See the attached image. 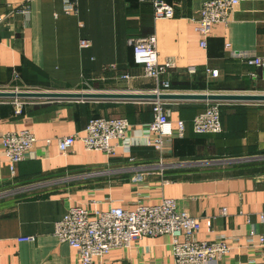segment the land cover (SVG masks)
Here are the masks:
<instances>
[{"label": "crops", "instance_id": "crops-1", "mask_svg": "<svg viewBox=\"0 0 264 264\" xmlns=\"http://www.w3.org/2000/svg\"><path fill=\"white\" fill-rule=\"evenodd\" d=\"M152 1L79 0L78 13L66 14L64 0H0V16H8V25L0 27V88L17 72L24 84L51 92L152 95L159 86L160 94L264 96V68H250L234 56L264 58V0L241 1L227 25L214 26L206 48L196 32L205 0H162L175 8L171 19L156 18ZM151 35L160 63L173 65L159 83L145 77L127 43ZM81 39L91 47L81 48ZM164 101L170 120L186 124L166 154L139 143L156 137L148 129L154 100L54 101L28 105L21 116L12 105H0V143L9 132L29 130L37 138V158L13 170L0 147V264H80L76 250L54 234L71 207L105 211L112 203L135 210L163 197L182 201L199 218L200 241L240 238L241 246L218 264H264L245 238L252 230L264 236L258 217L264 208V102H226L222 132L196 134L192 122L206 102ZM92 118L128 120L133 146L112 141L115 155L108 156L77 139L62 155L56 138L84 136ZM160 161L171 166L163 176L155 171L143 183L132 180L136 170L154 171ZM162 177L169 182L162 184ZM24 237L34 239L19 241ZM171 242L168 235L144 237L94 264H173Z\"/></svg>", "mask_w": 264, "mask_h": 264}, {"label": "built area", "instance_id": "built-area-1", "mask_svg": "<svg viewBox=\"0 0 264 264\" xmlns=\"http://www.w3.org/2000/svg\"><path fill=\"white\" fill-rule=\"evenodd\" d=\"M244 0H205L196 21V32L202 37L201 47L206 48L207 39L216 25H227L236 11L239 3ZM79 0H64L66 14L78 13ZM156 18L171 19L175 17V8L162 0H153ZM22 12H28L25 7ZM8 16H0V27H6ZM128 46L133 50L134 62L143 67L146 78L154 79L158 83L173 65L170 62L160 63L157 49V37L151 35L143 38H129ZM80 46L83 49L91 47L90 40L81 39ZM250 68H264V58L249 56L243 53H235ZM213 78L219 77L218 70H206ZM192 69L190 73H195ZM256 77L255 74H251ZM129 78L128 75L122 76ZM164 88H169V82L162 83ZM0 91L14 93L42 92L37 88L28 86L22 81L21 75L13 74L12 81L0 88ZM161 90L155 91L160 94ZM38 100V101H37ZM44 99H0V105L10 104L14 108V114L21 116L28 105L46 104ZM153 121L149 124L150 133L156 135L154 140L140 138L143 146L154 145L161 154H166L172 149L173 140L181 138L185 134L186 124L180 120L176 125L170 120L167 102L156 100L153 103ZM205 111L193 120V129L196 134H219L222 132L221 108L223 102H206ZM132 125L123 118H92L85 130V135L66 136L56 138L58 149L62 155L70 153L77 139L87 150L100 151L108 156L115 155L116 145L123 142L127 149L132 145L128 143V133ZM130 139V138H129ZM52 140H47L50 144ZM153 141V142H152ZM127 142V143H126ZM37 138L29 131L9 132L2 136L0 147L4 150L12 170L21 162L37 158L35 146ZM160 161L159 165L152 169L141 168L132 175V180L138 183L146 181L148 175L158 171L163 172L170 168ZM162 184L169 181L162 177ZM1 197V196H0ZM180 200L163 197L158 204H139L135 210H127L122 206L109 204L107 210L91 211L84 206L71 207L63 218L55 223V236L61 244H68L75 249L80 264H94L98 258L108 256L114 250H128L133 243L144 237L156 238L168 235L172 238L170 244L173 264H218L229 256L235 246H241L240 238L218 237L214 240L198 239L200 232V220L193 217L182 206ZM259 221L264 225V208L258 214ZM211 223H208L210 226ZM246 247L252 254L264 256V236L252 230L246 237ZM34 238L24 237L19 241L31 242ZM257 239V240H256ZM253 260L256 258L253 255ZM252 260V262H253Z\"/></svg>", "mask_w": 264, "mask_h": 264}, {"label": "water", "instance_id": "water-1", "mask_svg": "<svg viewBox=\"0 0 264 264\" xmlns=\"http://www.w3.org/2000/svg\"><path fill=\"white\" fill-rule=\"evenodd\" d=\"M44 99L48 101H86L108 98L134 99V100H178V101H203V102H264V96H239L231 94H152V95H103L88 92H36L14 93L0 91V99Z\"/></svg>", "mask_w": 264, "mask_h": 264}, {"label": "rangeland", "instance_id": "rangeland-1", "mask_svg": "<svg viewBox=\"0 0 264 264\" xmlns=\"http://www.w3.org/2000/svg\"><path fill=\"white\" fill-rule=\"evenodd\" d=\"M38 89V88H37ZM39 90V89H38ZM39 91H41V90H39ZM42 92H44V91H42ZM38 101V100H37Z\"/></svg>", "mask_w": 264, "mask_h": 264}]
</instances>
